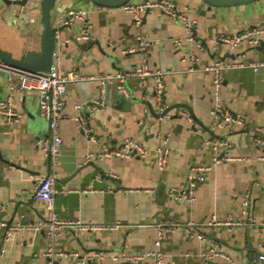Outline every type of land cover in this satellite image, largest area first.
I'll return each instance as SVG.
<instances>
[{
  "label": "crops",
  "instance_id": "0c3cea01",
  "mask_svg": "<svg viewBox=\"0 0 264 264\" xmlns=\"http://www.w3.org/2000/svg\"><path fill=\"white\" fill-rule=\"evenodd\" d=\"M188 6L197 17L196 37L184 40L178 47L174 40L184 36L180 23L159 9L144 16L142 31L150 40L149 63L152 68H169L166 89L169 117L160 119L152 98V83L142 86L136 78L126 80L125 100L111 98L100 105L90 104L101 95L96 79L79 76H100L132 68L142 60L138 50L133 17L120 8L98 10L94 0H55L51 23L58 27L59 15L68 8L90 11L88 40H78L81 22L61 27L56 52L62 66L70 74L65 99L61 135L63 147L56 181L55 210L63 218H81L100 223L120 222L123 227L111 231L83 232L79 236L65 229L54 244L57 250L92 254L107 252L96 264H135L114 261L110 254L128 249L132 252L160 249L165 264H228L221 256L208 259L210 245L185 232L180 224L192 221L210 236L217 248L231 259V264H251L253 258L264 257V168L257 156L262 146L254 138L264 131V67L251 65L225 72L223 99L234 112L245 114L244 125L233 131L212 129L209 108L214 99L212 75L205 67L215 57L246 64L264 59V46H252L246 41L231 48L220 42L214 49L213 35L236 33L264 23V0L248 4H211L208 0H174ZM23 6V8H21ZM42 4L29 1L26 5L0 0V47L14 58L41 50L44 32ZM201 46L204 48L202 49ZM194 58V70L190 59ZM5 74L0 72V97L7 96ZM88 118L97 141H90L71 117L77 107ZM16 107L22 111L20 122L8 125L0 118V205L8 221L38 222L47 215L43 201L32 195L39 177L51 170L42 153L35 150L34 140L48 134V123L41 116L39 97L25 92L16 97ZM155 109L152 113L151 108ZM190 113L193 128L182 115ZM147 131L149 134H147ZM157 132L170 135L169 158L166 166L157 163ZM127 138L141 141L150 148L144 157L118 156L84 162L86 153L103 144L116 146ZM222 138L230 145L225 153L233 159L214 165L206 178L195 185L196 199H174L169 191L185 186L192 165H209L213 151L208 140ZM96 187L103 191L84 192ZM251 193L250 207L256 219L253 225L227 228L210 225L213 216L220 220H243V194ZM172 222V228L155 244L157 231L146 225L151 222ZM23 234L26 242L17 238ZM47 240L40 232H19L14 240H6L0 230V264H49L43 254ZM2 249H5L3 252ZM53 264H78L75 256L56 259Z\"/></svg>",
  "mask_w": 264,
  "mask_h": 264
},
{
  "label": "built area",
  "instance_id": "2783aa9c",
  "mask_svg": "<svg viewBox=\"0 0 264 264\" xmlns=\"http://www.w3.org/2000/svg\"><path fill=\"white\" fill-rule=\"evenodd\" d=\"M10 1L14 3L20 0ZM29 1L39 2L42 4V0H27V3ZM115 7L131 14L133 17L136 37L139 42L138 50L142 57L141 62L139 64H135L132 68L127 70L107 72L98 77L94 75L79 77L93 80L96 79L99 82L101 95L94 101V105L105 103L104 96L106 92V85L108 83H117L118 90L122 93H127L125 82L129 78H136L142 86H148L151 82L153 84L152 98L156 104V110L159 114L158 117L160 119L168 118L169 114L165 113L169 107L166 77L171 70L169 68H152L150 66L149 45L151 42L148 38H146L142 31L144 16L153 9H159L167 17L180 23L184 29V36L174 40L177 47L184 40L192 41L195 39L198 24L197 17L191 8L188 6L181 7L174 0H129L126 3ZM115 7L104 6L101 4H97L96 6L98 10ZM21 8H23V6H21ZM89 12L90 11L83 7H71L63 11L58 17V27L54 29L55 37L59 38L61 27L72 26L76 21H80L81 32L77 36V39H92V33L89 31ZM212 39L215 44V50H217L220 42L227 43L232 49L243 41H246L252 46H258L264 42V23L258 24L241 32L217 33L213 35ZM201 48L203 49L204 47L201 46ZM195 61L196 60L194 58L190 59V70L195 69ZM247 65H251L257 71L261 67H264V59L246 64L239 60L227 61L223 58L215 57V59L205 67V70L211 73L214 84V99L209 108V114L212 119V129H224L231 132L237 126L244 125L246 115L232 111L224 102L223 82L226 71ZM0 72L5 74L7 87L9 88V94L7 96L0 97V118H2L6 124L12 125L18 123L23 118L22 111L16 107V97L18 94L34 92L38 95L41 116L48 123L49 130L46 136L36 138L34 140V145L35 150L42 153L45 164L49 167L51 166V170H49L48 173L37 179L35 187L32 190L34 198L45 203L47 215L38 222L25 223L20 220L8 221L3 218L2 213L4 208L0 205V230L4 232L6 240L16 239L17 233L19 232H40L48 242L43 254L50 258L49 264H53L52 262L56 259L68 256H75L78 264H96V259L103 258L107 255V252L94 251L92 254L87 255L80 254L77 251L67 252L57 250L54 247V244L59 240L65 229H69L75 234V236H79L83 232L111 231L123 227V224L120 222L100 223L93 220H83L81 218H63L60 217L55 210V186L58 173L54 170V167L60 163V155L63 147L61 125L62 119L65 117L63 108L68 92V84L71 80L70 74L65 71L62 66L61 55L56 51L54 52L52 67L48 71H31L12 66L5 62L0 56ZM182 115L190 122L191 126L193 125V128L201 131V127H194L195 121L190 113L183 112ZM71 119L79 124L84 135L90 141H97V138L93 133V128L89 125L88 118L81 110L80 106L77 107V111ZM147 134H149L148 131ZM156 136L161 142L160 145L156 147V153L157 163L162 169L166 166L169 158L170 135L157 132ZM254 139L262 146V152L257 156V159L262 162L264 168V131L260 136H257ZM208 144L213 151L212 164L192 165L188 172L185 186L182 188L174 187L169 191V195L174 199L183 201L195 200V185L202 182L206 178L207 172L219 162L233 159L225 153L226 149H228L230 145L229 141L226 139L214 138L208 140ZM149 152L150 148L144 145L141 141L133 138H127L119 145L110 146L103 144L101 148L89 151L86 153L84 162L87 163L95 159H104L113 156L121 158L133 156L144 157ZM91 190L103 191L93 186L84 190V192H89ZM250 197V191L246 190L243 194V220H237L231 217L226 220H220L216 216H213L208 223L210 225H221L227 228L243 224H256L257 221L252 212V208L250 207ZM261 224L264 227V221H262ZM146 225H150L156 229L157 239L155 244L160 246L162 239L168 232H170L174 223L167 221H155ZM180 225L185 232L194 235L197 239L210 245L208 252L205 254L206 258L212 259L213 257L221 256L227 258L228 264H231V259L228 258L222 249L217 248V245L214 244L211 237L207 236L198 227H196L194 222L189 221ZM17 240L21 243L26 242L23 234L19 235ZM2 251L4 252L5 249H2ZM110 256L114 261L118 262L127 261L135 264H165V254L160 249L144 250L141 252H132L128 249H124L119 252L111 253ZM251 264H264V257L253 258Z\"/></svg>",
  "mask_w": 264,
  "mask_h": 264
},
{
  "label": "water",
  "instance_id": "95a60500",
  "mask_svg": "<svg viewBox=\"0 0 264 264\" xmlns=\"http://www.w3.org/2000/svg\"><path fill=\"white\" fill-rule=\"evenodd\" d=\"M11 3L10 0H5ZM97 4H101L104 6H120L126 3L129 0H94ZM211 4L217 6L223 5H237V4H248L258 0H208ZM18 4H26L27 0H20L18 2H14ZM55 5V0H42V8H43V18H44V32L41 39V50L39 51H29L24 54L22 58H14L9 52L3 50L0 47V56L3 58L5 62L12 66H16L22 69H27L31 71H48L52 67L53 56L56 50L57 38L54 34V28L51 23V9ZM93 40H88L84 45L91 46L93 45ZM260 46H264V42L260 44ZM120 99L122 102L125 100V94L120 92L117 88V83H108L106 85V100L107 102L110 99ZM90 104H94L91 102ZM174 106H169L165 113H168ZM152 113H155V109L150 107ZM159 116L158 113H155Z\"/></svg>",
  "mask_w": 264,
  "mask_h": 264
}]
</instances>
